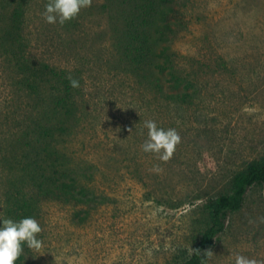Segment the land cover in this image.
I'll return each mask as SVG.
<instances>
[{
  "label": "rangeland",
  "instance_id": "1",
  "mask_svg": "<svg viewBox=\"0 0 264 264\" xmlns=\"http://www.w3.org/2000/svg\"><path fill=\"white\" fill-rule=\"evenodd\" d=\"M47 3L34 0L29 10L28 53L84 76L78 128L58 149L101 203L43 201V248L26 264L186 262L212 225L210 203L232 194L252 164H264V0H178L172 48L198 92L182 113L119 71L105 0L64 25L45 21ZM8 17L0 8V36ZM17 82L0 51V160L30 118L31 102ZM147 120L179 133L170 160L142 151ZM2 185L0 179V195ZM236 255L264 264V185L229 217L204 264H234Z\"/></svg>",
  "mask_w": 264,
  "mask_h": 264
},
{
  "label": "trees",
  "instance_id": "2",
  "mask_svg": "<svg viewBox=\"0 0 264 264\" xmlns=\"http://www.w3.org/2000/svg\"><path fill=\"white\" fill-rule=\"evenodd\" d=\"M33 1L0 0L1 10L9 12L0 51L14 65L19 95L31 102L30 118L20 127L14 150L0 160V218L39 221L40 204L45 200L64 199L87 206L101 201L67 169L58 149L61 140L78 128L84 76L77 69L58 68L30 57L24 33ZM177 6L178 0H105L103 8L112 14V48L119 71L182 113L194 103L198 92L181 72L172 48ZM69 76L79 81V88L71 87ZM257 185H264V164H252L236 177L232 194L210 203L212 225L196 244L192 257L182 264H204L205 253L215 248L229 217L244 208L248 192ZM30 253L25 246L16 264H26Z\"/></svg>",
  "mask_w": 264,
  "mask_h": 264
},
{
  "label": "clouds",
  "instance_id": "3",
  "mask_svg": "<svg viewBox=\"0 0 264 264\" xmlns=\"http://www.w3.org/2000/svg\"><path fill=\"white\" fill-rule=\"evenodd\" d=\"M93 0H48L45 6L44 19L49 24L64 25L77 18L83 9L90 8ZM72 88H79L77 79L69 76ZM147 129V139L143 143L142 151L155 154L161 161L172 158L176 146L181 142L179 133L174 128L165 129L153 120L144 122ZM155 171H159L156 168ZM42 232L39 222L26 217L19 220L0 218V264H16L27 249L40 252L43 240L38 238ZM190 254H194L193 249ZM234 264H257V261L243 255H236Z\"/></svg>",
  "mask_w": 264,
  "mask_h": 264
}]
</instances>
